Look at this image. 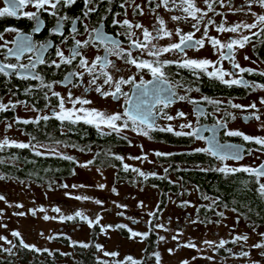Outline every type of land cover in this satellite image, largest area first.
<instances>
[{
  "label": "flooded vegetation",
  "instance_id": "af4514ba",
  "mask_svg": "<svg viewBox=\"0 0 264 264\" xmlns=\"http://www.w3.org/2000/svg\"><path fill=\"white\" fill-rule=\"evenodd\" d=\"M160 3V0H152L150 3L149 0H136L134 2H126L125 13L111 17L110 10L107 11V3H102L101 1L96 0L97 10L93 13H90L88 17H84L85 5L84 0H77L76 4L71 8L59 7L58 15H67L71 19L63 21L64 28L62 29L64 36L55 35L52 33V29L55 28L57 22V16H52L46 12L41 13V18L44 20V28L40 33H34L32 31L34 22L23 16V12L36 11L32 6L23 8L18 17H3L0 18V36L3 38L0 39V45H4L7 42L6 47H0V62L3 63H23L28 64L29 58L35 59V54L33 52H25L20 60L17 61L15 56H9L7 53L8 48L15 50V44L13 41L18 39L16 32L6 31L8 28H15L19 32L31 35L32 40L37 44L51 42L53 47H49L46 52H44V64H38L36 67V73H38L44 80L45 83H52L57 81H64V77L71 71H82L75 67L78 63V59L73 61L72 65L61 64L59 68H56L51 64L52 60H56L59 63V58L56 56V47L59 46L60 49L64 51L65 56L69 55L70 49L73 46V40L71 29L73 27L72 19L79 17L77 20L76 28L80 34L76 35V39L84 40L89 38V33L85 32L84 25L87 24L89 28L98 26L102 24L104 30L112 36H116L117 33L123 32L124 29L113 25V19L124 20L126 19L127 8L131 6V12L133 14V19L135 23H141L144 27L152 30V25L156 23L157 16L162 17L167 24L169 29L181 28L183 32L187 33L194 31L191 28V18L187 20L181 19L180 21H172V15H178L184 17L185 14L179 10L176 6L179 4V0H176V3L173 4L172 0H169L168 8L172 9L171 12L166 10L163 6L157 7L156 5ZM197 4L202 9L206 10V5L203 3V0H197ZM231 4L232 9L229 8ZM136 5L140 6V9L136 8ZM5 6V0H0V8ZM90 7L92 5H89ZM217 15L213 12H209L208 16L204 18L205 22L208 17H211L216 24H221L226 22V26H231L241 21L247 23H252L254 17L250 14L245 15V12L234 11L235 8H245V0H224V6L222 7L219 3L214 5ZM143 10V15L138 14L140 10ZM252 12L257 14H264V9L260 8L258 4L252 5ZM245 11L247 9L245 8ZM133 31L138 30L133 29ZM203 31V22L201 24V32ZM252 31H258V29H253ZM201 32H197L195 38L201 36ZM239 34L250 35L248 30L241 29ZM239 34L233 33H217L214 26H210L209 35L213 37H218L222 41H226L230 37H237ZM67 37L66 42L64 38ZM118 38L123 46L127 48L129 41L124 36H118ZM264 36L262 37H252L251 43L245 45L242 49H234V58L241 67L252 68L255 71L253 73H244V78L250 83L255 82L257 84H264V75L260 73L264 72ZM171 42H178V37H173L171 40L163 39L159 41L161 46L167 45ZM82 53L86 56L89 61L95 59L96 56H105L108 55L105 52L104 46L97 44L95 46H89L87 48L81 49ZM137 53H134V55ZM7 56V59L5 57ZM249 59H245V57ZM108 58L114 61L118 68L121 69V72L117 74L123 75L126 79L130 75H136L137 69L130 65L124 63L123 59L118 58L115 55H109ZM144 59H152V57L144 56ZM185 58L193 59H203L207 58L212 61H217L219 58L218 52L213 49V47L206 41L205 47L196 49H186V55L184 53H167L161 57V59L168 60H183ZM220 66V65H218ZM222 66L228 71H237L232 68L231 62L228 60L222 61ZM109 72H112V69L109 67L106 69ZM166 72L169 73V80L173 84L177 95H186L188 99L179 100L176 99L174 103L169 105L167 108H163L162 105H157V111L161 109L168 113L169 115L176 116L178 112H184L186 114L185 118H177L171 122L158 119L157 123L161 126L171 123L174 126L191 122L194 128H207L212 129L213 126H216L217 136L216 139L225 145H235L239 146L243 158L240 160L228 159L226 161H219L216 158L203 153V152H194L196 148H205L208 147V143L205 140H197L194 137L181 136L177 137L172 133L168 132H158L152 131L150 133L151 139L147 136H143V139L149 140L151 143L156 144L157 146L166 147L162 151L155 150L153 153L154 160L157 163L158 168L147 172H155L157 175L152 182V185H145L142 178L138 175L134 177L132 171H119V168L114 166L113 163L110 164L114 158L112 154L121 155L123 148L127 147L128 139L124 138L127 133L135 136L138 135L136 132L131 130V124L129 128L124 130L121 134L115 132L110 135H104L96 127L83 122L77 124H69L67 122L62 123L55 118H51L55 122L62 123L58 126L57 131H54L55 136H61L64 134H71L75 130V134L84 133L88 134L92 132L94 135H101L107 137V165L117 169L116 179L124 180L127 179L134 185L145 189H154L156 199L160 201H167L171 196L175 197V201H179L181 196L184 198V201L189 200L191 206L195 210L194 221L198 223L199 226L203 227L204 224H211L212 221L217 223H222L223 218L227 215L228 212L234 213L235 221L244 226L246 230L253 232L257 229L264 230V197L258 192V185L254 182V177L250 176L248 173L238 172L232 175H225L219 171L208 170L215 169L227 165L228 167H241V166H251L258 167L260 164L264 163V147L256 144L254 141H245L242 137L239 136H227L225 135L226 130H239L244 134L252 137H264V104L261 103V98H264V89L256 88L252 90L251 88H244L240 86H227L220 81L208 77L204 73L194 75L190 70L181 68L176 64L169 65L166 69ZM209 71L212 69L209 68ZM96 75L100 76V79L96 81V85H90L89 81L92 79L87 73L83 76V79L73 78L72 84H68L67 81H64V84L53 83V91H56L61 94L62 97L66 100V107L71 108V103L67 102V97L69 91H71L74 97H82L84 99L90 100L92 103L89 105H84L86 108H95L108 113L121 112L123 108L126 107L124 104V97L121 96L119 100L113 99L111 96L102 97L99 93L94 91V88L97 85L102 86L105 90H109V85L103 83V76L100 75V66L96 69ZM140 75H143L145 79H151L150 73L144 71ZM140 75H137V82L139 81ZM228 79V77H226ZM67 84V86H65ZM73 84L79 86H73ZM122 91L133 96L134 98V88L132 84L122 85ZM196 88H199V91H195ZM192 89V91H188ZM48 93L49 100H45L44 94ZM208 97L209 100H218L222 103L215 105L203 99V97ZM189 100L199 101V104L190 103ZM19 101L25 103H18ZM231 103L240 104L245 106L243 109L232 108L229 104ZM0 103L9 105V111H13V117L18 120H29L28 118L20 117V113H29L31 109L37 113L39 116L51 115L52 108L58 104L56 97L51 96V91L46 88H42L40 81L33 79H21L19 76L11 75L4 76L0 74ZM256 105V108H250L248 106L252 104ZM12 104H15V107H11ZM46 104H50V107H46ZM80 107V105H76ZM199 107L203 110V115H198L195 109ZM231 113L235 116V119L232 116L228 115ZM260 117L259 120L254 118V115ZM244 117H250L249 119H244ZM220 121L221 124H226V128L220 125H217V122ZM11 125V127H8ZM3 126V132L8 134L10 129L16 130L15 127L9 121L0 122V129ZM179 130V129H177ZM107 128L103 129V132H108ZM184 131H188L184 129ZM18 132V131H16ZM87 132V133H86ZM202 135L211 139L212 132L204 131ZM119 141L120 145H115V142ZM110 150V151H109ZM251 151V154H249ZM156 152L162 153H173L171 156H156ZM118 160H115L117 162ZM123 166V165H122ZM109 168V167H108ZM168 169V172H165V169ZM203 169V170H202ZM122 171V172H121ZM122 175L123 178L118 176ZM160 177H165L161 179ZM171 183L177 186L178 194H174L172 190L167 188L159 189L158 187L163 186L164 183ZM261 182L264 183V178L261 179ZM184 184V186H183ZM155 185V187H154ZM181 186V187H180ZM179 188V189H178ZM204 197H208L205 199ZM213 200H216L217 203L213 204ZM196 201L201 204H196ZM180 206V205H178ZM187 207V206H184ZM183 207V208H184ZM199 209V211H197ZM235 209V211H233ZM218 213H223V216ZM190 216V215H189ZM188 216V217H189ZM204 216H210V221L206 220ZM124 218V217H123ZM129 220V218H127ZM134 225L137 224L132 222ZM233 230L232 228L230 229ZM234 244L232 242L227 243L224 248H220L223 256L228 254L227 249H232ZM243 248L246 251V247L240 246L239 251ZM238 251V252H239ZM232 252V253H238ZM229 254L230 256L236 257L238 255ZM239 257V256H238Z\"/></svg>",
  "mask_w": 264,
  "mask_h": 264
},
{
  "label": "snow or ice",
  "instance_id": "6c2138e0",
  "mask_svg": "<svg viewBox=\"0 0 264 264\" xmlns=\"http://www.w3.org/2000/svg\"><path fill=\"white\" fill-rule=\"evenodd\" d=\"M77 0H5V6L0 8V18L3 17H18V13L21 12L23 8L28 7L29 5L34 7L36 11H25L23 12V16L28 18L29 20L33 21V29L34 33H40L41 30L44 28V20L41 18V13L46 12L52 16H57V22L55 28L51 31L55 35L64 36L62 29L64 28L63 21H67L71 19L67 15H58L59 7H67L71 8L75 5ZM134 2V0H133ZM151 3L152 0H149ZM172 3L175 4L176 0H172ZM203 3L206 5V10L202 9L198 6L197 0H179V4L176 5L179 10H181L185 16L181 17L178 15H172V21H180L181 19L187 20L191 18V21H195V23H191V28L194 31L190 32H183L181 28L169 29L167 27L166 21L157 16L156 23L152 25V30L150 31L149 28L144 27L141 23H132L128 19L124 20H116L113 19L112 24L117 25L124 29L123 32L117 33L116 36L109 35L105 30L102 24L98 26H94L89 28L87 24L84 25L85 32L89 33V38L84 40L76 39V35L80 34L76 28L77 20L80 18L77 17L72 19L73 27L71 29L73 46L70 49L69 55L66 57L64 51L56 47V56L59 58V63L56 60H52L51 64L54 65L56 68H59L61 64L65 65H72L73 61L78 59V63L75 67L82 69V71H71L65 77L64 81H67L68 84H72L73 78H80L83 79L85 73L92 77L89 81L90 85H96V81L100 79V76L96 75V69L100 66V75L103 76V83L105 85H109V90H105L102 86L97 85L94 88V91L99 93L102 97L111 96L113 99L119 100L121 96H123L124 104L126 107L123 108L121 112H114L108 113L99 109L95 108H86L84 105H89L92 102L88 99H84L82 97H74L69 91L67 102L71 103L72 107H66V100L64 97L61 96L60 93L53 91V83H61L64 84V81H57L52 83H45L43 78L36 73V67L38 64H44V52L47 51L49 47H53L51 42L42 43L37 45L31 38V35L24 34L19 32L15 28H8L6 31L16 32L18 39L13 41L15 44V50L12 48L7 49L8 55H13L16 57L17 61L20 60V57L25 52H33L35 54V59L29 58L28 64L23 63H3L0 62V74L4 76H11L16 75L19 76L21 79H33L40 81L42 88H46L51 91V96L56 97L58 100V104L52 108L51 115H43L37 117L33 120H23L17 121L23 124L29 123H39L40 120L48 121L51 118H55L56 120L61 121L62 123L67 122L69 124H77L83 122L84 124L92 125L96 127L98 130L101 131L104 135H110L111 133L115 132L118 135L121 134L124 130L129 128V124H131V130L136 132L138 135L147 136L151 139L150 133L152 131L158 132H168L172 133L177 137L181 136H188L194 137L197 140H205L208 143V147L205 148H196L194 152H203L206 153L217 160L223 162L228 159L232 160H240L243 158L240 147L235 145H225L221 144L217 139V131L216 126H213L212 129L207 128H194L191 122L182 123L179 125L174 126L171 123L165 124L163 126L157 123L158 119H164L169 122L177 119V118H185L186 114L184 112H178L176 116L169 115L168 113L164 112L162 109L157 111V105H162L163 108L169 107L172 103L175 102L176 99L181 101L188 99L186 95H177V92L173 86V84L169 80V73L166 72V68L169 65L176 64L181 68H185L190 70L194 75H198L200 73L206 74L210 78H214L221 83L231 87V86H240L244 88H251L255 90L256 88L264 89V84H257L255 82H249L244 78V73H253L255 70L252 68H245L241 67V65L235 61L234 58V49H242L245 47L246 44L251 43L252 37H262L264 36V14H257L252 12V5L258 4L260 8L264 9V0H245V8H235L234 11L237 12H245V15H252L255 19L252 23H247L245 21H241L240 23L226 26L225 23L216 24V22L211 18L208 17L207 21L205 22L204 18L208 16L209 12H213L217 15L220 13H216L214 5L219 3L222 7L224 6V0H203ZM85 11L84 17H88L90 13H93L97 10L96 7V0H84ZM89 5H92L91 7ZM169 0H160L156 6L161 7L163 6L169 12L172 9L168 8ZM121 7H124V4H121ZM137 9H140L139 5H136ZM229 8L232 9L231 4H229ZM140 15H143V10L139 11ZM119 15V14H117ZM203 22V31L201 32V24ZM210 26H214L217 33H233L239 34L241 29H246L250 33V35H243L239 34L237 37H230L226 41H222L218 37H213L209 35V28ZM133 29L138 30L133 31ZM253 29H258V31H252ZM201 32V36L199 38H195L196 33ZM118 36H124L128 41L127 48H125L122 42L116 38ZM178 37V42H171L167 45L161 46L159 44L160 40L169 39L171 40L173 37ZM3 37L0 36V39ZM67 37L64 38L63 42H66ZM206 41L213 47L216 52L219 54V58L217 61H212L207 58L203 59H193V58H185L183 60H168V59H161L167 53H184L186 55V49L192 48L199 50L200 48L205 47ZM264 42V41H261ZM97 44H101L104 46L105 52L108 55L105 56H96L94 60L89 61L86 56L82 53L81 49L87 48L89 46H95ZM7 42L4 45H0V47H6ZM134 53H137L134 55ZM109 55H115L120 59L124 60V63L135 67L137 69L136 75H130L126 79L123 75L117 74L121 72V69L117 67L116 63L108 58ZM152 57V59H144V56ZM7 59V56L5 57ZM245 59H249L247 56ZM228 60L231 62L232 68L237 71H228L223 68L222 61ZM220 65V66H218ZM111 68L112 72L107 71V68ZM211 68L212 70L209 71L208 69ZM148 72L151 75V79H145L143 75H140L141 72ZM137 75H140L139 81L137 82ZM260 75H264V72L260 73ZM228 77V79H226ZM132 84L134 88V98L133 96H129L128 93L122 91V85ZM67 86V84H65ZM73 86H79L73 84ZM188 91H192V89H188ZM195 91H199V88H196ZM45 100H49L48 93L45 92L44 94ZM204 100L209 101L212 104L219 105L222 102L218 100H209L208 97H203ZM190 103L199 104V101L196 100H189ZM18 103H25L19 101ZM261 103L264 104V98H261ZM229 104L232 108L236 109H243L245 106L240 104L231 103ZM76 105H80V107H76ZM11 107H15V104H12ZM46 107H50V104H46ZM250 108L255 109L256 105L253 103L252 105L248 106ZM9 108V105L0 103V111H5ZM33 110H36L35 108ZM198 115H203V110L197 107L195 109ZM228 115L232 116L235 119V116L229 113ZM254 115V118L259 120L260 117L258 115ZM250 117H244V119H249ZM217 125L226 128V124H221L220 121L217 122ZM11 127V125H8ZM107 128L108 132H103V129ZM179 129V130H177ZM187 129L188 131H184ZM204 131H211L212 136L211 139L202 135ZM225 135L227 136H239L242 137L245 141H254L256 144L261 145L264 147V137H252L244 134L239 130H226ZM126 139V137H124ZM35 137H32V140H35ZM56 144L62 143L61 141H55ZM130 143V142H129ZM5 148H17V149H28L32 148L37 156L43 155L44 153L40 151V149H45L46 151H50L52 153H56V149L52 148L49 149L47 145L41 144L37 142L36 144L24 143V142H17V141H10L8 138H4L0 141V150ZM110 151V150H109ZM251 154V151H249ZM63 155V154H61ZM115 160L121 161L123 164V170L128 171L131 170L132 172L137 173L139 177H142L144 180H147L150 176L155 177L157 174L155 172L145 173L139 168L132 167L126 163H123L124 157L116 154H112ZM156 156H171L173 153H162L156 152ZM64 159L72 160L73 157L71 156H63ZM130 159H137V160H147V156L144 155L142 157H130ZM93 161H88L87 163H92ZM84 167L87 164L82 165ZM203 170V169H202ZM208 170H215L225 175H232L238 172L248 173L250 176L254 177V182L258 185V192L261 197H264V183L261 182V179L264 178V163L260 164L258 167H251V166H241V167H228L227 165L217 167L215 169H208ZM168 172L166 168L164 170ZM3 177H0L2 179ZM161 179L165 177H160ZM63 187H68V185H63ZM75 187V185H73ZM100 188H103L104 185H99ZM155 187V185H154ZM116 189L113 188V192ZM208 199V197H204ZM4 196L0 195V200H4ZM77 200H88L90 197L84 196L75 197ZM96 204H102L101 201L96 200ZM217 203L216 200H213V204ZM190 202L183 201L182 206H189ZM118 208H126V205H116ZM140 207H143V202H140ZM17 207H22V205H17ZM159 206H157L158 208ZM39 211H44L43 208L39 209ZM53 211L59 213L61 210L57 207L54 208ZM199 211V209H197ZM235 211V209H233ZM33 215H35V210H32ZM19 215H24V213H18ZM119 215H123L124 213H118ZM219 215L223 216V213H218ZM149 219L146 221V224L149 226L148 232H138L134 231L132 228L128 227V225L120 224L117 225V228L127 229L130 233L131 238L140 237L142 240L147 239L150 232L154 228L168 230L164 224H154L153 220L157 218L156 212H149L147 213ZM76 217H80L81 219L85 220L90 227L94 225H98L101 220V216L97 215L95 220L90 219L86 216L82 211H75L74 215H61L59 219L61 221H71ZM44 219L47 220L49 217L47 215L44 216ZM55 219V217H53ZM134 223L138 221H133ZM195 223V221H193ZM107 227H111L110 225ZM105 230L104 226L101 227V231ZM12 236L20 238L21 234L18 231H13ZM43 235V234H42ZM179 235H182V232L177 231V235L172 237L173 240H178ZM261 236V241L254 243L251 245L254 249H260V256L264 257V233L259 234ZM53 237H49L52 239ZM6 239L3 236H0V240ZM160 240H164L165 237L160 236ZM249 239L247 234H240L236 235L232 239V243L235 244L237 242L243 241L247 242ZM11 244V241H7ZM229 241L221 239L218 244L215 241H204L205 244L209 245L210 247L215 245L217 248H224L225 245ZM75 243V242H74ZM20 245L25 249H30L33 251H48V249H39L35 245H30L26 243L23 238H20ZM81 247L88 248L89 244L83 243L80 245ZM181 247L186 248H196L197 245L193 241H188L186 244L179 245ZM12 247H16L15 244ZM97 250H102V246L97 244L95 246ZM4 251L11 252V249H4ZM171 254L173 249L168 250ZM228 252L232 253V249H227ZM51 255V253H49ZM233 255H238L239 257H247L250 258V252L241 250L238 253H232ZM105 256H116L118 253L112 252H104ZM155 257L156 264H161V255L159 252L153 253ZM127 261H130L131 264H140L139 261L133 259L131 256L126 258ZM211 259V257H208ZM101 264H107V262H101ZM181 264H189L187 260L181 261ZM250 264H260L258 260H250Z\"/></svg>",
  "mask_w": 264,
  "mask_h": 264
},
{
  "label": "rangeland",
  "instance_id": "374dc122",
  "mask_svg": "<svg viewBox=\"0 0 264 264\" xmlns=\"http://www.w3.org/2000/svg\"><path fill=\"white\" fill-rule=\"evenodd\" d=\"M131 6L126 11V19L133 23L135 19H133ZM20 117L32 120L40 116L31 109L26 114L21 112ZM2 128L3 126L0 129V141L4 138L17 142L27 141V137L21 131L16 132L17 130L11 128L10 132L6 134ZM127 134L125 135L129 140L127 147L123 148L120 153V156L124 157L123 163L139 168L145 173L157 169L159 165L155 162L153 153L155 150L162 151L166 147L157 146L149 140L143 139L140 135ZM46 145L49 149H56V156L68 154V156L76 159L77 169L70 178L68 177L65 180L55 179L47 181V183L17 181L0 173V177H3L0 179V195L5 198L0 200V236L6 238L0 240V246H11L15 238L11 233L18 231L21 234L20 238H23L30 245H35L40 249H59L67 252L69 248L54 242L49 237L65 234L70 237L72 243L87 242L91 237L89 226L78 223L69 225L59 219L61 215H74L75 211L79 210L92 220H95L97 215L102 217L98 225L104 226L105 230L101 231L97 243L102 246L103 252L112 253L119 250L122 255L132 253L139 256L144 247L143 243H138V240L126 241L121 238V235L117 233L118 231L115 232L112 228L119 224H125L135 231L148 232L149 226L146 221L152 218L147 213L156 212L157 205H160L156 195L153 196L154 189H141V187L134 185L127 179L117 180V169L112 166L106 168L88 165L87 162L91 161L95 156V152H97V149H94L93 146H90L89 150L83 154L75 149L70 150L61 144L50 143ZM40 151L44 153L43 155L54 154L45 149H40ZM144 155L147 156V160L130 159V157H142ZM119 162L122 164L121 161ZM85 164H87L86 167L82 166ZM132 173L134 177H137V173ZM63 185H68V187L65 188ZM99 185H104V187L100 188ZM113 188L116 189L115 192H113ZM77 196H87L90 199L77 200L75 199ZM183 197L181 196L177 202L174 196L165 201L166 204H164L163 210L158 214V221L154 223L164 224L168 229L166 231L155 228L160 236L165 237L164 240H159L155 249L161 255V264H179L184 260H187L189 264H250V260H258L260 264H264V257L260 256L261 250L251 247L252 244L261 241L262 238L259 234L264 233L263 229H257L253 232L246 230L243 225L235 221L234 213L230 212L223 218L224 221L221 224L212 221L211 224H204L201 227L198 223H193L196 216L194 208L182 206ZM96 200L101 201L102 204H96ZM186 201L189 202V200ZM140 202H143V207L139 206ZM117 204L126 205V208H118ZM196 204L201 203L196 201ZM17 205H22V207H17ZM57 207L61 210L59 213L53 211ZM41 208L44 211H39ZM32 210H35V215H33ZM21 212L24 215L18 214ZM121 212L124 213V218H120L118 213ZM45 215L49 219L45 220ZM133 221L138 222L134 225ZM109 225L111 227H107ZM177 231L182 232V235H179L178 240H173L172 237L177 235ZM240 234H247L249 239L246 243L243 241L235 243L232 252H238L240 246H244L246 251L250 252V258L229 257L230 252L228 251H226L228 253L226 257L221 256L217 253L220 248L215 245L210 247L204 243L208 240L215 241L218 244L221 239L230 243L234 236ZM190 240L197 245L196 248L179 246ZM7 241L12 243L9 244ZM169 249H173L171 254L168 251ZM208 257H211V259H208Z\"/></svg>",
  "mask_w": 264,
  "mask_h": 264
},
{
  "label": "trees",
  "instance_id": "16d2710c",
  "mask_svg": "<svg viewBox=\"0 0 264 264\" xmlns=\"http://www.w3.org/2000/svg\"><path fill=\"white\" fill-rule=\"evenodd\" d=\"M97 1L107 3V11L110 10L112 18H115L117 14L125 13L124 11L126 10V2H133V0ZM121 4H124V7H121ZM15 120L16 119L13 117V111H9V109L0 111V122L9 121L17 131H21V133L27 137V141L24 143L31 142L32 144H36L39 142L46 145L55 143V141H61V145L68 147L70 150L75 149L83 154L89 150L88 148L90 146H93L94 149H97V152H95V156L91 160L93 162L90 164L88 163V165L108 168L110 167L109 165L113 163L114 166L119 168V171L123 168L119 161L114 163L115 159L109 165H107L108 154L106 152V148L108 141L107 137L105 136H96L92 132L88 134H85V132L75 134V130L69 135L64 134L61 136H55L54 131H57L58 126L62 124L60 122L57 123L54 120L49 119L48 121L40 120L39 123L23 124L19 122L16 123ZM32 137H35L36 139L32 140ZM115 145L119 146V141L115 142ZM65 155L68 156V154ZM65 155L56 156L55 154H46L37 156L32 148H5L0 150V173L5 175L7 178L16 179L17 181L26 180L33 183H47V181L55 179L65 180L68 177L70 178L73 175L75 169H77L76 159H64L63 156ZM118 177L123 178L122 175H119ZM154 179L155 178H152L151 176L147 180L142 178L145 185L148 186L152 185ZM177 186L179 187L178 183L172 185L168 182V184L164 183L163 186L158 188H167L168 190H172L174 194H178ZM159 203L160 205H157L159 207H156L157 218H159L158 214L163 210L164 204H166V202L164 200L160 201ZM157 218L153 220V223L158 221ZM204 218L210 221V216H204ZM65 223L69 225H75L78 223L81 225L83 224V226H89L88 223L80 217H76L71 221L65 220ZM156 229L154 228L150 232L147 239L142 240L140 237L131 238L127 229H121L113 226L112 230L115 232L118 231L117 233L121 235L122 239L126 241L138 240V243H143L144 247L139 256H135V254L132 253L122 255L119 253V250L114 251L115 253H118L116 256H105L102 250H97L95 246L98 244L97 238L101 233L100 225H94L90 227L91 237L87 242L82 241L72 243L70 237L65 234L53 235L51 240L69 248V251L67 252L61 251L59 249L40 252L25 249L20 245V238L15 237L13 244H15L16 247H12L13 244L11 246H0V264H101V262H107V264H131V262L127 261L126 259L129 256L139 261L140 264H156L153 253L156 252L155 249L160 240V233L158 231L156 232ZM83 243L89 244V247H81L80 245ZM4 249H11V252L4 251ZM43 249L46 248H42L41 250ZM49 253H51V255ZM217 253H219V255L223 254L222 251H218ZM223 256L226 257L227 255L224 254Z\"/></svg>",
  "mask_w": 264,
  "mask_h": 264
},
{
  "label": "water",
  "instance_id": "95a60500",
  "mask_svg": "<svg viewBox=\"0 0 264 264\" xmlns=\"http://www.w3.org/2000/svg\"><path fill=\"white\" fill-rule=\"evenodd\" d=\"M9 56H13V55H9ZM124 216L123 215H120V218H123Z\"/></svg>",
  "mask_w": 264,
  "mask_h": 264
}]
</instances>
